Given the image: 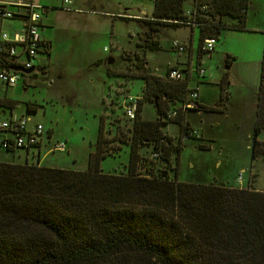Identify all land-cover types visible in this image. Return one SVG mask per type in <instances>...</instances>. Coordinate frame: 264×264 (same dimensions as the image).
I'll return each mask as SVG.
<instances>
[{"label": "trees", "instance_id": "obj_1", "mask_svg": "<svg viewBox=\"0 0 264 264\" xmlns=\"http://www.w3.org/2000/svg\"><path fill=\"white\" fill-rule=\"evenodd\" d=\"M186 1L154 0L152 16L145 20L149 31L187 26L191 19L186 15ZM195 2L197 7L208 6L206 16L196 14L195 18L199 61L206 53L202 50L206 39H220L225 29H246L250 0ZM227 19L237 22L231 24ZM138 46L142 53H135L139 73L134 77L143 79L145 86L130 129L126 172L106 173L101 168L102 160L113 153L103 123L85 170L0 161V264H264V192L179 180L185 139H203L189 135L195 130L186 112L213 109L197 100L194 108H184L195 91L190 88L191 72L187 70L180 81L167 78L171 68L163 77L155 75L144 57L146 50H160V43L147 38ZM229 84L226 73L221 82L223 100L229 96ZM147 102L155 107V119L142 116ZM15 105L0 99V106L13 109ZM171 112L176 116L169 117ZM167 123L180 125L177 143L164 131ZM263 129L264 55L252 160L261 153ZM125 134L119 130L116 135L127 141L122 138ZM149 146L167 166L172 167L176 156L173 177L164 171L155 174L154 159L147 166L150 174H141L147 158L142 149Z\"/></svg>", "mask_w": 264, "mask_h": 264}, {"label": "rangeland", "instance_id": "obj_2", "mask_svg": "<svg viewBox=\"0 0 264 264\" xmlns=\"http://www.w3.org/2000/svg\"><path fill=\"white\" fill-rule=\"evenodd\" d=\"M34 1L42 8H53L48 12V17L45 16L47 29L42 33L44 38L52 42V56L49 58L41 52L39 56H43L44 63L48 64L43 72L22 75L15 87L6 88L0 81V99L7 98L16 104L13 109L0 106L1 117L10 118L11 112L15 117H29L30 129L37 124L43 125L45 143L49 139L52 143L64 141L67 150L50 152L52 144L43 145L39 152L32 151L28 154L22 150H0V161H27L30 164L85 170L91 153L96 151L99 128L103 123L104 137L113 153L102 160L101 168L106 173L126 172L133 121L127 118L124 105L129 106L134 102L131 99L127 101L126 97L141 94L144 86L143 79L134 77L139 73L135 53H142L138 43H144L147 38L160 43V50H146L144 57L151 63L150 72L159 73L158 67L161 69L175 58L171 42L190 37V29L163 26L158 32H150L145 20L152 15L154 0ZM65 1H70L71 4H65ZM249 9L246 29H225L216 42L215 50L205 53L202 61H198L199 31L193 41L194 66L201 62L199 67L206 72L200 78L194 73L200 80L202 94L210 91L208 101L212 103L215 93L222 91V78L227 73L230 83L228 90L233 94L236 104L231 115L221 116L224 117L221 118L222 124L212 130L214 136L224 141L239 140L240 143L230 147L220 157L218 154L212 156L195 149L197 142L189 140L180 155V181L209 182L216 178L219 181L229 179L234 183L238 169L244 168V186H247L250 178V185L253 183L264 189V142L260 147L261 153L255 160H252V151L248 152L246 148L247 144H253L251 117L257 102L256 92L260 83L264 48V0H251ZM116 15L118 16L115 17ZM133 15H140L141 18L130 17ZM229 20L231 24L237 22ZM20 26L18 21H7L0 25V31L9 33L12 28L20 29ZM187 42L190 43V40ZM208 79L217 84L206 83ZM242 98L247 105L240 106ZM146 113L151 116L150 109H146ZM116 119L119 121L116 122ZM187 119L194 124L202 120L195 111L189 112ZM204 126V130L210 128L205 123ZM163 129L175 139L179 135L178 123L164 124ZM119 130L126 133L122 138L127 141L118 139L121 137L116 135ZM262 138L264 139V135ZM144 155L147 158L144 166L140 167L143 176L150 174L147 166L153 159L157 162L153 170L155 174L164 171V175L174 176L172 168L177 165L176 156L171 167L158 160L152 146L145 147ZM218 160L222 161L215 167ZM239 180H242L241 176Z\"/></svg>", "mask_w": 264, "mask_h": 264}, {"label": "built area", "instance_id": "obj_3", "mask_svg": "<svg viewBox=\"0 0 264 264\" xmlns=\"http://www.w3.org/2000/svg\"><path fill=\"white\" fill-rule=\"evenodd\" d=\"M69 3V1H66ZM46 8L33 2L25 3L18 0L15 3L4 4L0 2V20L19 19L24 21L22 31L0 34V81L6 88L15 87L21 76H27L22 70L37 68L36 59L41 52L49 51V43L42 36V20ZM199 10V11H198ZM208 6L206 4L195 6L187 10L186 15L191 19L188 25L199 26L196 22V14L206 16ZM217 39L208 38L202 46L206 53L214 51ZM173 50L182 54L187 51L186 45L180 41L172 43ZM171 70L167 78L172 81H180L186 78V72L191 71L190 67H169ZM44 69V68H43ZM198 74L203 75L205 70L197 67ZM34 74V73H32ZM39 74V73H38ZM190 102L183 105L184 108H194V101L198 99V91L195 90L189 95ZM131 101H133L131 99ZM137 102H132L126 106V115L129 120L136 119ZM176 112H171L169 117H175ZM31 122L29 117H15L11 112V117L3 119L0 112V149L2 150H22L31 153L40 151L44 137V127L42 124L35 125L32 129L28 127ZM190 136H199L196 131H189ZM67 144L64 141L52 143L50 152H65Z\"/></svg>", "mask_w": 264, "mask_h": 264}, {"label": "crops", "instance_id": "obj_4", "mask_svg": "<svg viewBox=\"0 0 264 264\" xmlns=\"http://www.w3.org/2000/svg\"><path fill=\"white\" fill-rule=\"evenodd\" d=\"M17 1L18 0H0V2H2L4 4H7V3H15ZM23 1L25 3H27V2H33L35 4L40 5L39 3L35 2L34 0H27V1L26 0H23ZM65 4H68L69 5L71 3H70V1H69V3H66V1H65ZM195 4H196L195 0H187L186 1V9L187 10H190L191 8H193L195 6ZM250 7H251V0H250ZM50 9H53V8L46 7V10L44 12V17H43V20H42V33L47 29V23H46V19L47 18L45 19V16H47V14L50 11ZM153 9H154V7H153ZM249 10L250 9H248V15H249ZM117 16L118 15H116L115 17H117ZM139 16L140 15H133V16H130V17H132L134 19H139V18H141ZM228 20L229 19H227V21ZM7 21H18V22H20V25H21L20 26L21 27L20 29H16V28H18V26H16V28H12L9 33H14V32H18V31H22V29L24 28V21L19 20V19L0 20V25L1 24L3 25L4 22H7ZM247 21H248V16H247V19H246V26H247V23H248ZM180 28L181 29L182 28H188V29H190V35H189L190 37L182 38V39H179V40L178 39L173 40L171 42L170 46H171L172 54H173V56L175 58L173 59V61L166 63V65H164L161 69L158 67V69H159L158 72L159 73H154L153 71H152V73L155 74V75H158V76L163 77V76L166 75V71H167V69L169 67L177 66V65L179 67H181V68H183V67H190V69H191V71H190L191 72V76H190V88L193 89V90L195 89V90L198 91V99H197V102L200 103L204 107L212 108L213 109V111H206V110L204 111V110H200V108H198V109H190V110H188L186 112V118H187V115H188L189 112H194L195 111V112H198V115L202 119V120L199 121L198 124H194L193 121L189 120L190 118L187 119V122H189V124L191 125V127L199 134V136H202V138H203L202 140H195L197 142V146H196L195 149H197L199 151H203V152H208L212 156H216V154H218L220 157H222V156H224V154H226V152L229 150L230 147H233L234 145H237L240 142H239V140H234V139L233 140L232 139L231 140H226V141L221 140L218 137L214 136V132L212 130L214 128L216 129V127H220V125L222 124L221 123V118H224V117H221V116H227L228 117L229 115H231L232 110L234 108H236V104H235V101H234V96L229 91L228 98H226V99L223 100L221 98V91L220 92H216L215 93V98H214L213 102L212 103H209L208 100H210L211 92L210 91H207L203 95L202 94V89H201V86H200V80H198V78H196L194 76L195 74H197L199 76V78H200L201 76H203V75L205 76L206 75V72L203 75H200L196 71V68L199 67V65H201V62H200V64L196 63L197 65L194 66V63L195 62H194V52H193V43H194L193 41H195V39L197 38V31H199V29L196 28V27L189 26V25H187V26L184 25V26L178 27V29H180ZM4 32H7V31H4ZM1 33H3V32L0 31V34ZM44 39L49 43V51H45V54L47 55V57L51 58V56H52V51L51 50H52V46H53L52 45V42H50L49 40H47V38H44ZM188 40H190V43L187 42ZM174 41H180L181 43H183L184 45H186L187 51L184 52V53H182V54L176 53L173 50V48H172V43ZM198 46H199V38H198ZM150 51H153V50H150ZM263 55H264V48H263ZM263 55H262V58H261V63H262ZM41 57H43V56H39L38 55V57L36 59V62L38 63L37 66H40V67H43L44 68L48 64L44 63L45 62V58L43 57L44 58L43 59ZM203 58L204 57L201 58V61L203 60ZM148 68H149V70H152L151 63L149 61H148ZM260 79H261V74H260ZM207 82H211L210 85L217 84L212 79L206 80V83ZM144 86H145V82H144ZM144 86H143V89H144ZM259 86H260V83H259ZM258 92H259V88H258V91L256 92L257 93V96H256L257 97V102H258ZM256 93H255V95H256ZM142 94H143V91H142L141 94L136 95V96L128 95L126 97V100L127 99L128 100L132 99V100H135L137 102V100L142 97ZM119 95L121 96L120 92H119ZM124 100L121 101V105H123ZM257 102L254 105L255 111L253 109V114H252V117H251L252 124H253V131H254V124H255V121H256V118H257ZM239 103H240V106L241 105L242 106L247 105V102H246V100L244 98H242ZM114 104L116 105V100L114 101ZM112 105H113V102H112ZM176 106H181V104H178ZM124 108H126L125 105H124ZM146 109L147 110L150 109L151 116H147L146 115L147 114L146 113ZM151 110L153 111V113H151ZM142 116H143L144 119H149V120L155 119L157 117V113H156V110H155L154 105L151 104V103H148V102L145 103L144 109H143V112H142ZM204 123L207 124L210 128L204 130V127H205L204 126ZM179 128H180L179 133H178L179 135H177V138L175 139V143H177L178 138H179L180 133H181V127H180V125H179ZM165 132L167 134H169L170 136H172L173 138H175L168 131H165ZM208 134H210V135H208ZM262 135H264V129L259 134V140L263 143L264 142V139L262 138ZM109 137H112V136H109ZM189 140H191V139H185V144L186 145H184L183 148H186L187 147V143L186 142H188ZM50 142H51V139H49V142L48 143H45L44 140H43V142L41 144V147L43 145L44 146H47L49 144H52V142L51 143ZM200 145H206L207 148L206 149H201L199 147ZM246 148H247L248 152L252 151L251 143H249V145L247 144L246 145ZM142 150H145V148H143ZM220 161H222V160L216 161L215 164H214V166L215 167L219 166L220 165ZM244 171L246 172V169H244V168L238 169L237 173L235 174V181H234V183H232L229 179H227L226 181H219V179H216V178L213 179L212 181H209V182L207 181L206 183L215 182V183H218V184H221V185H227V186H230V187L253 188L255 190L263 191L264 192V189L258 188L253 183H252L253 185L252 184L250 185V178H249V181L247 183V186H244V184H245V181H244L245 176L243 174ZM250 171H251V169H250ZM240 176H241L242 180H239V177ZM249 177H250V174H249ZM240 182H242V183H240Z\"/></svg>", "mask_w": 264, "mask_h": 264}, {"label": "water", "instance_id": "obj_5", "mask_svg": "<svg viewBox=\"0 0 264 264\" xmlns=\"http://www.w3.org/2000/svg\"><path fill=\"white\" fill-rule=\"evenodd\" d=\"M43 67H37L33 69H28V70H22L25 74H32V73H42L43 72Z\"/></svg>", "mask_w": 264, "mask_h": 264}]
</instances>
